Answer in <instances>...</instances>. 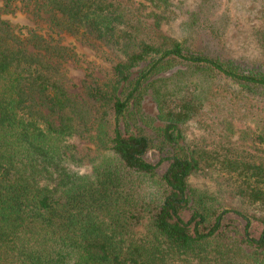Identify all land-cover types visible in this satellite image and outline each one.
Here are the masks:
<instances>
[{
  "label": "trees",
  "instance_id": "1",
  "mask_svg": "<svg viewBox=\"0 0 264 264\" xmlns=\"http://www.w3.org/2000/svg\"><path fill=\"white\" fill-rule=\"evenodd\" d=\"M222 6L4 0L0 264H264V26L256 60L229 57Z\"/></svg>",
  "mask_w": 264,
  "mask_h": 264
},
{
  "label": "rangeland",
  "instance_id": "2",
  "mask_svg": "<svg viewBox=\"0 0 264 264\" xmlns=\"http://www.w3.org/2000/svg\"><path fill=\"white\" fill-rule=\"evenodd\" d=\"M198 1L185 0L190 9L195 8ZM3 2L4 0H0V6ZM222 13L229 20V30L222 42L226 54L238 60H256L259 56L260 49H258L259 46L254 39V34L260 26H264V0H223ZM169 16L171 18L165 21L163 31L169 36L179 39L181 34L178 26L182 18L170 14ZM5 18L20 29L23 27L41 28L43 26L41 22H37L31 15L21 11L15 15H7ZM65 44L74 47L84 61H91L96 58L94 51L81 45L77 41L67 39L65 40ZM86 66L87 64H69L67 66V75L70 81L76 86H80L82 80L85 78ZM72 91L75 92L76 88H72ZM197 127L195 124H190L185 128L188 139H193L200 135V130ZM71 142L78 146V150L82 155L91 154V156H94L93 152L87 150L88 145L86 143L78 139H74ZM89 160L91 158L86 155L83 170L91 167ZM192 184L201 191L212 192L214 190V185L209 179L197 178L192 180Z\"/></svg>",
  "mask_w": 264,
  "mask_h": 264
}]
</instances>
